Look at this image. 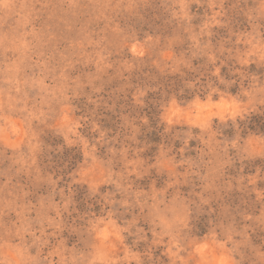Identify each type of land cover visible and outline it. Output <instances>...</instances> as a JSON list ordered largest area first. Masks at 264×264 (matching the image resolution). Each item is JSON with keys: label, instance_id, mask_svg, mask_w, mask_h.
Here are the masks:
<instances>
[{"label": "rangeland", "instance_id": "374dc122", "mask_svg": "<svg viewBox=\"0 0 264 264\" xmlns=\"http://www.w3.org/2000/svg\"><path fill=\"white\" fill-rule=\"evenodd\" d=\"M263 113L264 0H0V264H264Z\"/></svg>", "mask_w": 264, "mask_h": 264}, {"label": "trees", "instance_id": "16d2710c", "mask_svg": "<svg viewBox=\"0 0 264 264\" xmlns=\"http://www.w3.org/2000/svg\"><path fill=\"white\" fill-rule=\"evenodd\" d=\"M252 122L251 123H244V126L242 129L244 131H258L259 133L264 134V113L262 115H252L251 117Z\"/></svg>", "mask_w": 264, "mask_h": 264}]
</instances>
